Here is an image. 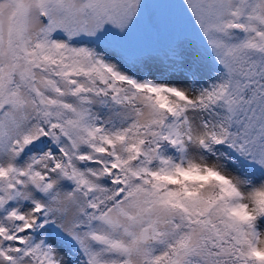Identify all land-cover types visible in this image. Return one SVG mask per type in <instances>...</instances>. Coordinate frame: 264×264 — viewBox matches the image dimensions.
I'll return each instance as SVG.
<instances>
[{
  "label": "snow or ice",
  "instance_id": "snow-or-ice-1",
  "mask_svg": "<svg viewBox=\"0 0 264 264\" xmlns=\"http://www.w3.org/2000/svg\"><path fill=\"white\" fill-rule=\"evenodd\" d=\"M0 264H264V0H0Z\"/></svg>",
  "mask_w": 264,
  "mask_h": 264
}]
</instances>
